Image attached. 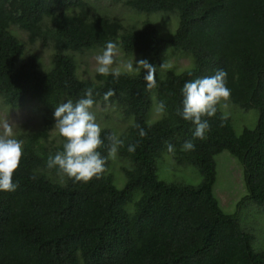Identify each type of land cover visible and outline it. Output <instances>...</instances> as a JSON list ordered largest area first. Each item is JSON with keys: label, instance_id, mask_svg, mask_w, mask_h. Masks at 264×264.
<instances>
[{"label": "trees", "instance_id": "1", "mask_svg": "<svg viewBox=\"0 0 264 264\" xmlns=\"http://www.w3.org/2000/svg\"><path fill=\"white\" fill-rule=\"evenodd\" d=\"M109 41L125 59L156 67L153 89H146V70L118 79L78 73L86 52ZM35 42L51 48L47 70L28 51ZM168 55L192 66L180 73L160 67ZM220 69L229 102L256 109V126L236 134L218 107L205 139L182 151L195 130L177 115L182 88ZM88 88L93 107L115 106L125 126L101 128V155L108 157L109 134L124 145L107 158L100 179L76 183L47 160L63 150V138L52 134L56 106L75 103ZM109 89L115 95L105 102ZM0 98L12 108L34 101L42 112L39 130L16 137L23 141L12 178L18 187L0 192V264H264V251L252 249L251 236L223 211L215 191L216 157L229 162L220 156L228 152L241 169L243 201L264 205V0H0ZM169 143L176 149L169 157L197 170V185L158 177ZM129 144L137 145L134 153Z\"/></svg>", "mask_w": 264, "mask_h": 264}, {"label": "clouds", "instance_id": "2", "mask_svg": "<svg viewBox=\"0 0 264 264\" xmlns=\"http://www.w3.org/2000/svg\"><path fill=\"white\" fill-rule=\"evenodd\" d=\"M16 28V27H14ZM102 53L95 57V71L101 76L112 75L118 79L123 73L141 72L146 70L144 76L146 89L151 90L156 86V67L149 64L147 60L141 59L135 62L122 60L117 62V44L109 41ZM118 64L117 67H113ZM160 67H170L163 63ZM227 72L218 70L213 76L197 78L186 82L182 88V108L177 110V115L183 120L190 121L194 125L193 139L185 141L182 151H194L195 140L205 139V134L210 131L209 118L216 116L219 108L227 110L231 96L230 89L226 86ZM115 95L114 90L109 89L104 94V101L107 102ZM93 90L88 88L84 97L73 103L71 99L56 106L54 111V128L58 135L63 138V150L58 151L54 156H49L47 167L57 168L59 174L67 176L73 182L88 183L93 178L100 179L105 172L107 158H114L118 149L124 145V141L115 134H109L106 139L109 142L108 157L105 158L99 151L104 140L101 138V125L97 122L96 116L91 111L94 105ZM165 105L159 103L155 113H164ZM224 117L221 116L223 125ZM0 192H13L18 187L13 183V175L18 170L23 156V141L15 138L14 125L5 120L0 124ZM147 135L143 128L139 129L141 138ZM136 144H129L127 151L134 153ZM176 149L169 143L167 153L174 154Z\"/></svg>", "mask_w": 264, "mask_h": 264}, {"label": "rangeland", "instance_id": "3", "mask_svg": "<svg viewBox=\"0 0 264 264\" xmlns=\"http://www.w3.org/2000/svg\"><path fill=\"white\" fill-rule=\"evenodd\" d=\"M146 18L147 17L142 20H137L134 25L141 26V22H143ZM13 28L14 27H12L11 30H15L22 40H27L23 32L17 28ZM31 45L33 46L31 48L28 47V51L34 52L38 56L40 71L47 70L50 66L51 48L43 46L38 42ZM101 53L102 50L94 49L93 53L87 51L81 59L79 58L80 69L78 73L81 74L83 78H90L96 73L95 57ZM115 59L117 62L129 60L125 59L123 53L118 49ZM165 60L167 61V64L171 67L173 66L178 73L192 66L191 60L176 55H168L165 57ZM131 61H133L135 67V60ZM117 66L118 64L113 65L114 68ZM84 69L86 70V73L83 72ZM219 110L224 116L230 118L232 128L236 134H240L245 128H255L258 121V111L256 109L242 110L233 106L229 102V108L227 110L222 108H219ZM91 111L96 116V120L101 125V128L108 124V126L112 127L114 130L120 131L123 127H125L123 126V123H120L119 125V120H122V118H119V111L115 106L101 107L100 105H97L94 106ZM5 120L14 125L16 138L21 133L39 130L42 123V112L39 105L34 101H29L20 108H12L6 106L0 98V124H2ZM130 123L131 122L128 120V125H130ZM53 130L52 134L56 136L58 132L55 128ZM0 133H2V128H0ZM58 138L61 140L59 135ZM168 155V153H164L162 159L156 165L158 177L166 180L167 182L183 185H197L200 180L197 170L193 166L184 162L180 163L174 157L173 159ZM220 156L230 159L231 162L233 160L228 152H223ZM164 160L166 162H164ZM230 161L226 162L224 159L216 157L217 173L218 178H220L216 184L218 185L220 183V187L215 189L216 195L223 207V211L227 214H234L240 227L251 236L252 249L254 251H264V205L257 206L247 197L243 201V198L248 195V192L244 187L241 169ZM231 168L234 169L233 172H230ZM119 186H122V184H119Z\"/></svg>", "mask_w": 264, "mask_h": 264}]
</instances>
